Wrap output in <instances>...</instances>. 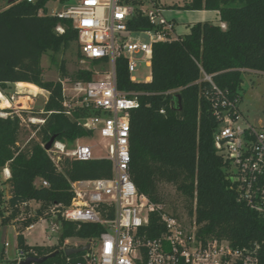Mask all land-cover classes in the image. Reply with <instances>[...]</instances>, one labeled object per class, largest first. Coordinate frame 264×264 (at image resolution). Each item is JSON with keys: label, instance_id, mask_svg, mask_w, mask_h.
Returning <instances> with one entry per match:
<instances>
[{"label": "trees", "instance_id": "obj_1", "mask_svg": "<svg viewBox=\"0 0 264 264\" xmlns=\"http://www.w3.org/2000/svg\"><path fill=\"white\" fill-rule=\"evenodd\" d=\"M47 1H17L0 11V90L28 83L50 93L38 113L44 123L30 125L37 138L25 145H20L25 127L22 116H0V182L7 164L11 171V179L2 183L9 185V200L0 183V228L15 220L21 225L20 233L40 218H50L46 213L54 205H70L71 182L112 176L107 159H64L59 169L45 150L52 137L73 143L92 134L65 115L62 83L43 78L42 59L48 50L59 53L68 41L78 42L71 21L45 15ZM183 9L216 12L218 24L199 22L176 41L156 43L150 81L132 83L126 60H117L118 89L140 93V106L131 111L130 176L138 191L155 204L163 203L162 184L175 186L200 235L225 239L240 248L258 244L264 262V215L238 201L227 179L228 163L214 145L220 122L215 106L219 104L217 110L222 112L223 100H241L244 70L264 74V0H184ZM58 26L64 33L57 31ZM129 27L133 31L153 28L142 16L130 21ZM102 63L91 61L94 66ZM94 78L92 70L79 69L70 81ZM36 180L47 181L49 186L37 187ZM29 201L41 207L35 217L21 218L15 207ZM8 210L11 214L6 216ZM147 230L150 239L163 231L158 213L150 215ZM103 231L98 224L78 226L62 220L58 245L36 246L34 255L45 257L58 251L43 264H66L62 251L66 240H92ZM18 243L29 249L22 234ZM79 256L70 258L74 261Z\"/></svg>", "mask_w": 264, "mask_h": 264}, {"label": "built area", "instance_id": "obj_2", "mask_svg": "<svg viewBox=\"0 0 264 264\" xmlns=\"http://www.w3.org/2000/svg\"><path fill=\"white\" fill-rule=\"evenodd\" d=\"M27 1L35 3L38 0ZM54 16L73 23L83 60H101V65L108 66L106 72H94L92 81L70 82L69 88L62 86L65 115L90 131L91 136H97L98 141L93 145H75L72 150L67 143L55 141L47 150L59 169L64 159H96L93 154L96 147H101L105 153L101 158L112 163L110 178L71 182L70 205H54L46 213L58 219L59 223L54 225L57 230L62 220L78 226L98 224L104 229L97 238L85 240L78 246L90 244V249L81 253L77 260L65 255L66 264H264L258 244L240 248L225 239L200 235L195 218L187 223L167 213L161 205L140 193L131 179V111L139 108L140 93L118 89L116 64L117 60L125 59L130 81L140 83L134 73L144 66L151 68L153 46L179 38L176 24L165 17L160 0H78L76 6ZM137 16L147 18L153 28L131 30L129 23ZM57 31L62 34L64 28L58 26ZM137 35H147L149 40L138 39ZM244 72L264 75L250 70ZM146 80L150 81L151 76ZM239 103V99L223 100L221 106L225 110L222 112L217 110L219 104L215 106L220 122L214 134V145L228 163L227 179L238 201L264 215V129L246 121L241 124L243 116ZM83 112L88 115H81ZM75 113L80 117L75 118ZM10 179L7 164L2 169L1 180L8 182ZM35 185L49 186L44 180H36ZM9 198L10 195L5 200ZM40 207V203L29 201L15 208L22 218L35 217ZM154 213L159 214L163 231L157 238L150 239L147 228L150 215ZM10 214L9 210L5 213L6 216ZM36 224L27 227L26 232L33 230ZM20 234L24 232L16 234L15 258L0 259V264H22L29 257L38 258L33 250L36 245L25 244L29 249L19 245ZM67 244L63 252L72 248ZM8 247L10 244L4 243L5 251L0 252V257L7 255Z\"/></svg>", "mask_w": 264, "mask_h": 264}, {"label": "rangeland", "instance_id": "obj_3", "mask_svg": "<svg viewBox=\"0 0 264 264\" xmlns=\"http://www.w3.org/2000/svg\"><path fill=\"white\" fill-rule=\"evenodd\" d=\"M22 1V0H16ZM78 0H48L46 3V14L53 16L55 13L60 14L65 12L72 6H76ZM9 0H0V11L8 8ZM160 6L164 9V15L167 19L175 21L177 33L179 35L186 34L189 31V26L209 21L218 24V17L216 13L201 14L198 11H188L183 9L184 0H160ZM224 27V26H223ZM143 41H148L147 35L135 36ZM43 78L45 81L61 82L62 86L70 87V80L72 74L81 69L92 70L93 72H106L107 65L91 64V61L83 60L79 57L78 42L71 40L67 45L63 46L62 51L54 53L48 50L42 59ZM135 78L139 82H145L151 76V68L141 67L134 73ZM243 90L241 92V100L239 103V111L243 116L241 124L248 122L249 124L264 129V75L255 73L243 74ZM36 90L30 85H10L7 90L1 91L2 97L0 104L8 101L9 107L0 109V116L5 118L9 114L21 115L23 118L22 128L20 134V145H25L29 140L36 137V132L31 128V124H42L38 113L42 112L45 103L47 102L50 93L45 90ZM7 111V112H6ZM98 141L97 136L83 137L73 143H68L69 150L75 148V145H93ZM96 158L105 156L101 147H96L93 151ZM1 187L5 190V198L9 195V185L2 184ZM163 195V203L158 204L163 209L172 215L180 218L185 222L192 220L189 212L186 209L185 199L177 192L175 186L170 184H162L160 187ZM20 216V215H19ZM21 217V216H20ZM24 218V217H22ZM59 223L56 218H47L45 221H38L35 228L30 232L24 230V244L36 246H57L60 235V230L54 228V225ZM0 230V250L4 245V241L10 244L7 248V259L15 258V244L16 234L21 232L20 223L11 222L10 225L4 226ZM7 232V233H6ZM67 241V240H66ZM65 241V244H67ZM85 240L72 238L68 239V247H78L84 243ZM64 244V245H65Z\"/></svg>", "mask_w": 264, "mask_h": 264}, {"label": "water", "instance_id": "obj_4", "mask_svg": "<svg viewBox=\"0 0 264 264\" xmlns=\"http://www.w3.org/2000/svg\"><path fill=\"white\" fill-rule=\"evenodd\" d=\"M16 0H9V3H15ZM56 141L55 137H52L49 142L46 144L45 146V150H50V148L52 147L53 143ZM90 249V244H87L86 246H82V247H72V248H66L64 250V253L66 256H73V255H79L81 253H84L86 251H88ZM59 252L56 251L48 256L45 257H29L27 260L23 261L22 264H43L48 258H53L55 257Z\"/></svg>", "mask_w": 264, "mask_h": 264}, {"label": "crops", "instance_id": "obj_5", "mask_svg": "<svg viewBox=\"0 0 264 264\" xmlns=\"http://www.w3.org/2000/svg\"><path fill=\"white\" fill-rule=\"evenodd\" d=\"M199 13H201V14H209V13H211L212 11H205V10H203V11H198ZM165 13V12H164ZM214 13H216V12H214ZM216 15H217V13H216ZM170 20V19H169ZM173 21H174V19H173ZM175 22V21H174ZM217 24V23H216ZM176 31H177V28H176ZM179 35V34H178ZM180 36V35H179ZM15 85H20V86H23V85H30V86H33L36 90H34L35 92L36 91H38V90H40V88H38L37 86H35V85H33V84H28V83H17V84H15ZM42 90V89H41ZM9 107V106H8ZM5 108H7V106L5 107ZM2 228V227H1ZM1 228H0V230H1ZM3 228H7V227H3ZM7 233V232H6ZM17 240V239H16ZM7 241H4V243H6ZM44 246V245H43ZM44 247H48V246H44ZM49 247H51V246H49ZM5 248H4V245H3V247H2V249L0 250V252L2 253L3 251H5L4 250ZM6 252H7V249H6ZM7 254H8V252H7ZM5 257H7V256H1L0 257V259H3V260H5ZM8 260V259H7Z\"/></svg>", "mask_w": 264, "mask_h": 264}, {"label": "bare ground", "instance_id": "obj_6", "mask_svg": "<svg viewBox=\"0 0 264 264\" xmlns=\"http://www.w3.org/2000/svg\"><path fill=\"white\" fill-rule=\"evenodd\" d=\"M0 98H3L1 92H0ZM0 102H1V101H0ZM6 106L8 107V106H9V103H8V101H6V100L4 101V99H3V102L0 104V109H1V108H5Z\"/></svg>", "mask_w": 264, "mask_h": 264}]
</instances>
